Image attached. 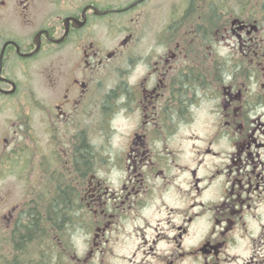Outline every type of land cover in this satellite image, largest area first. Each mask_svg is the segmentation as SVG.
Returning <instances> with one entry per match:
<instances>
[{
  "label": "flooded vegetation",
  "instance_id": "af4514ba",
  "mask_svg": "<svg viewBox=\"0 0 264 264\" xmlns=\"http://www.w3.org/2000/svg\"><path fill=\"white\" fill-rule=\"evenodd\" d=\"M10 177L0 264H264V0H0Z\"/></svg>",
  "mask_w": 264,
  "mask_h": 264
},
{
  "label": "rangeland",
  "instance_id": "374dc122",
  "mask_svg": "<svg viewBox=\"0 0 264 264\" xmlns=\"http://www.w3.org/2000/svg\"><path fill=\"white\" fill-rule=\"evenodd\" d=\"M14 188L15 193H8L9 187ZM21 184L16 182L14 178H6V180L2 183H0V208L4 207H10L16 203H19L21 201L20 198V189ZM48 248L45 246L44 251L46 252V255H48L49 252H47Z\"/></svg>",
  "mask_w": 264,
  "mask_h": 264
},
{
  "label": "trees",
  "instance_id": "16d2710c",
  "mask_svg": "<svg viewBox=\"0 0 264 264\" xmlns=\"http://www.w3.org/2000/svg\"><path fill=\"white\" fill-rule=\"evenodd\" d=\"M59 198H60L59 204H60L61 200H63V199H64V201L67 200V195H66L65 191L63 193L62 192L60 193ZM44 234H47V233L45 232ZM49 234H51V233L49 232ZM59 235H60V238L62 240H67L69 233L68 232H62L61 231V232H59ZM44 255H45V258H46V252H45Z\"/></svg>",
  "mask_w": 264,
  "mask_h": 264
},
{
  "label": "clouds",
  "instance_id": "9594fccd",
  "mask_svg": "<svg viewBox=\"0 0 264 264\" xmlns=\"http://www.w3.org/2000/svg\"><path fill=\"white\" fill-rule=\"evenodd\" d=\"M212 118L211 117H209V120H211ZM201 127H204V125L203 124H201L200 125ZM201 135H203L204 133L203 132H201L200 133ZM175 146V145H174ZM224 147H228V145H223ZM209 159H211V157L209 158ZM180 181H177V183H179ZM171 202V201H170ZM154 209L153 210H150V212H148V213H146L147 215H151L152 213H154ZM261 211L262 212H264V206H262V208H261ZM256 225H255V222L253 221V227H255ZM242 254L243 255H245V256H247L248 255V252H246V251H242Z\"/></svg>",
  "mask_w": 264,
  "mask_h": 264
}]
</instances>
